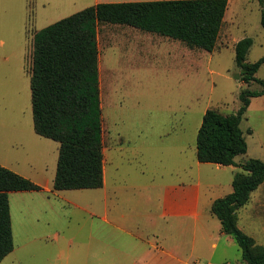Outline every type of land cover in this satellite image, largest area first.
Returning <instances> with one entry per match:
<instances>
[{"label": "rangeland", "instance_id": "rangeland-1", "mask_svg": "<svg viewBox=\"0 0 264 264\" xmlns=\"http://www.w3.org/2000/svg\"><path fill=\"white\" fill-rule=\"evenodd\" d=\"M97 2L103 1L0 0V161L42 185L54 180L60 144L34 131L30 87L34 35ZM262 8L261 0H228L213 52L191 49L180 41L131 26L98 27L100 96L109 176L139 175L137 172L143 167L150 175L161 176L169 174L180 160L183 166L195 165L197 134L204 113L215 109L224 115L235 114L244 89H262L256 82L244 84L240 80L235 61V45L247 37L253 39L247 62L264 57ZM256 76L264 80V64ZM241 129L248 151L237 156L236 163L249 158L264 162V96L251 100ZM118 134L121 150L112 156ZM216 167L202 164L200 175L205 182L219 185L212 196L224 197L233 190L230 179L243 170L239 166L221 170ZM81 192L65 193H72L74 202L81 206L86 203ZM15 195L18 194L11 195L10 200L14 250L1 264H61L55 260L54 248H47L42 242L24 248L23 242L41 229H48L42 224L49 219L55 225L50 227L52 230L82 226L90 222L88 215L80 208L63 206L58 200L42 207L38 198H32L42 195L39 193L22 200ZM237 216L238 226L264 244V207L256 210L249 204L240 208ZM200 220L216 236L218 247L212 249L208 244L199 248L194 260L247 264L232 236L227 235V240L217 237L221 223L210 214L206 198Z\"/></svg>", "mask_w": 264, "mask_h": 264}, {"label": "trees", "instance_id": "trees-1", "mask_svg": "<svg viewBox=\"0 0 264 264\" xmlns=\"http://www.w3.org/2000/svg\"><path fill=\"white\" fill-rule=\"evenodd\" d=\"M264 6V0H261ZM228 9V0H158L98 3L61 19L34 35L31 101L34 131L60 144L54 191L98 189L104 183V144L100 96L98 27L131 26L177 40L191 49L213 52ZM264 28V8L261 10ZM253 39L235 45V61L244 84L237 113L224 115L208 109L197 134V159L201 163L239 166L232 192L216 199L211 213L222 231L232 236L247 264H264V246L238 226L237 211L264 183V162L249 158L237 164L248 145L241 122L253 98L264 96V80L257 73L264 57L247 62ZM30 179L0 165V264L14 250L9 194L40 191Z\"/></svg>", "mask_w": 264, "mask_h": 264}, {"label": "crops", "instance_id": "crops-1", "mask_svg": "<svg viewBox=\"0 0 264 264\" xmlns=\"http://www.w3.org/2000/svg\"><path fill=\"white\" fill-rule=\"evenodd\" d=\"M102 1L97 3L145 0ZM112 117L114 120L117 117L116 113L112 114ZM102 127L104 183L98 189H82L80 197L84 198L86 203L80 206L74 202L75 196L72 193H65L77 190L54 191L52 181L42 185L33 178L34 183L37 182L36 184L42 188L40 191L9 194V200L13 194H18L15 196L20 200L35 193L42 194L37 197L32 196L33 199L38 198L42 207L51 205L52 200H58L63 206L80 208L88 215L90 222L82 226L68 225L51 230L50 227L55 225L49 219L42 224V227L48 229H41L32 239L24 241L22 246L26 248L42 242L47 248H54L55 260L61 264H186L194 260L199 248L202 249L203 246L210 244L212 249H216L218 247L216 236L209 233L207 226L200 223L203 199L208 200L210 214L214 216L211 213L212 204L216 199L221 198L212 196L219 185L205 182L200 175L202 164L209 165V163H201L197 159L195 165L183 166L180 160L176 163V167L170 169L169 174L161 176L150 175L145 167L137 172L139 175L109 176L106 168V155L108 158L109 151L107 152L108 148L105 145L106 125L103 113ZM118 128L116 126V131ZM120 136L121 134H118L115 137L117 144L112 147V156L114 152L121 150L118 147ZM173 148L178 149L177 146ZM0 165L12 169L5 162L0 161ZM213 165L219 170L231 167ZM17 173L24 175L21 172ZM263 187L264 183L252 193L246 206L251 204V208L253 206L256 210L264 207V189H261ZM40 219L43 221L42 218H37ZM248 235L264 246L258 242L254 234ZM217 237L221 240L228 238L222 231V226L218 230Z\"/></svg>", "mask_w": 264, "mask_h": 264}, {"label": "built area", "instance_id": "built-area-1", "mask_svg": "<svg viewBox=\"0 0 264 264\" xmlns=\"http://www.w3.org/2000/svg\"><path fill=\"white\" fill-rule=\"evenodd\" d=\"M186 264H230V263H228V262H219V263L208 262V263H205V262H202L200 260H193V261H190Z\"/></svg>", "mask_w": 264, "mask_h": 264}]
</instances>
